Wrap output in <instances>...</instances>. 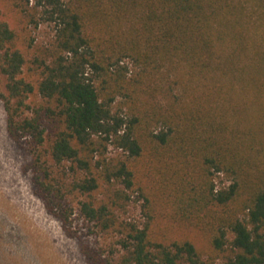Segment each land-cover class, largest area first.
Wrapping results in <instances>:
<instances>
[{
	"label": "trees",
	"instance_id": "trees-1",
	"mask_svg": "<svg viewBox=\"0 0 264 264\" xmlns=\"http://www.w3.org/2000/svg\"><path fill=\"white\" fill-rule=\"evenodd\" d=\"M10 4L35 25L31 11L40 8L55 34L27 59L0 19L7 132L30 138L56 217L68 220L65 184L49 162H69L80 214L119 235L120 251L95 264H211L218 255L224 264H264V0ZM36 96L43 102L30 101ZM108 145L121 157L108 156ZM154 171L176 219L205 235L207 258L187 238L158 237L154 214L146 223L116 216ZM214 173L228 183L215 188Z\"/></svg>",
	"mask_w": 264,
	"mask_h": 264
},
{
	"label": "rangeland",
	"instance_id": "rangeland-1",
	"mask_svg": "<svg viewBox=\"0 0 264 264\" xmlns=\"http://www.w3.org/2000/svg\"><path fill=\"white\" fill-rule=\"evenodd\" d=\"M33 4L30 1L29 6ZM31 12L35 15L36 25L31 23L30 18L21 17L11 6L10 0H0V19L7 21L16 31L17 46L27 59L33 54L40 55L55 34L54 23L42 15L40 8ZM125 63L129 69H134L128 59ZM24 70L31 79L33 76L28 64ZM0 88L4 90L1 78ZM30 101L37 105L43 102L39 96L32 97ZM115 107L121 112L125 111L121 100L117 101ZM42 117L46 133L51 134L52 124L45 116ZM119 154L121 157L120 150L108 145V156ZM49 163L52 176L65 184L64 199L61 201L67 208L68 220L65 223L53 212L58 211L56 203L51 202L52 211L46 205L44 193L37 182L42 172L34 166L30 138L16 141L9 136L0 101V264H95V259L116 255L121 249L119 235L113 230H101L80 214L79 203L84 197L70 191L76 177L70 170L71 164ZM160 177L156 172L153 178L143 177V192L134 191L125 207L115 210L116 216L120 220L146 223L149 221L148 214H154L152 229L158 237L187 238L207 258L209 249L205 235L176 219L174 208L167 201L169 193H164L162 184H159ZM212 182L215 188L228 183L221 173H214ZM105 193L107 191L103 186L95 196L101 199ZM145 197L150 200L149 203L145 202ZM224 261L225 257L218 255L211 260V264H224Z\"/></svg>",
	"mask_w": 264,
	"mask_h": 264
}]
</instances>
